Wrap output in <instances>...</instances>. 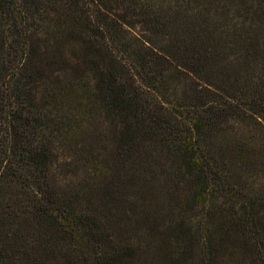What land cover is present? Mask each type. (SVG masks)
<instances>
[{
    "label": "trees",
    "instance_id": "obj_1",
    "mask_svg": "<svg viewBox=\"0 0 264 264\" xmlns=\"http://www.w3.org/2000/svg\"><path fill=\"white\" fill-rule=\"evenodd\" d=\"M0 264H264V0H0Z\"/></svg>",
    "mask_w": 264,
    "mask_h": 264
},
{
    "label": "rangeland",
    "instance_id": "obj_2",
    "mask_svg": "<svg viewBox=\"0 0 264 264\" xmlns=\"http://www.w3.org/2000/svg\"><path fill=\"white\" fill-rule=\"evenodd\" d=\"M99 131V124L97 122V120L93 121L91 123V126L89 127V130H87L88 134L86 135H80L77 138L78 142H87V146H91V150L96 153V154H101L106 152V144L103 142H98L99 140H97L98 134H94V132L96 133L97 130ZM100 139H102L100 137ZM92 143V145H89V143ZM66 151H67V147H66ZM66 151L64 153H66ZM58 158V164H57V175L59 176V178H62V180L64 181H68V182H78L79 179L86 177V171L85 168H87L86 166H88L90 168V164H87L85 167H80L78 170H76V168L74 166H69L68 169H65L64 166H61L59 164H65V165H73V159L71 157V152L68 149L67 153L64 154ZM182 189H185L182 186Z\"/></svg>",
    "mask_w": 264,
    "mask_h": 264
}]
</instances>
